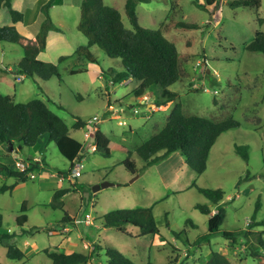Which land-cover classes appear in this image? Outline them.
<instances>
[{
    "label": "rangeland",
    "instance_id": "374dc122",
    "mask_svg": "<svg viewBox=\"0 0 264 264\" xmlns=\"http://www.w3.org/2000/svg\"><path fill=\"white\" fill-rule=\"evenodd\" d=\"M103 1L118 8L125 26L131 27L124 8L126 0ZM231 1L214 0L208 4L207 0H138L136 4L138 23L162 28L183 55L182 76L169 88L178 93L184 113L218 120L232 116L240 122L218 136L203 173L193 170L179 150L147 166L134 151L163 126L169 103L152 110L138 104L133 93L138 81L130 78L124 83H113L111 76L123 69L121 60L108 57L98 45L90 48L96 62L74 53L88 41L77 27L81 0H53L55 5L49 8L51 22L60 31L52 30L42 58L57 63L61 80L53 76L41 82L17 72V63L24 53L21 44L0 41V93L13 95L18 102L34 98L47 101L70 127L71 135L83 143L79 177L70 176L71 162L53 142L45 149L39 143L13 150L4 159L7 166L16 169L14 157L26 159L33 154L40 157L43 166L30 172L35 177L27 175L17 187L0 192V232L16 230L15 217L22 213L23 201L28 216L22 236L12 239L19 243L25 258H8V242L3 241L0 264H50L44 250L62 247L67 237L74 239L78 234L84 239L76 242L74 250L93 253L87 264H103L108 247L118 249L138 264H204L212 251L224 253L232 264H264V247L257 241V233L264 231V225H253L254 221L264 220V54L245 48L257 30L264 32V0L258 8L233 7ZM15 4L20 8L12 5L13 8L25 14V20L17 27L24 36L21 42L33 43L35 38L29 39L28 34L41 28V0H26L24 5L23 0H15ZM1 10L4 20L10 13L5 6ZM259 18L263 23H259ZM178 22L196 25L185 27ZM70 54L58 62L60 56ZM80 67L86 70L71 72ZM158 93L156 87L146 91L152 101ZM94 116L100 121L93 129L87 121ZM77 120L87 124L73 128ZM97 127L129 149L137 173L125 169V152L113 150L105 156L90 149V138ZM86 132H90L89 137ZM235 145L248 146V160L236 151ZM1 173L0 186L14 183L15 177ZM103 181L112 185L94 191L93 187ZM65 188L68 192L52 202L54 192ZM201 188L224 191L226 216L220 230H243L250 235L242 234L233 246L218 233L198 243L208 233L210 217L196 207L198 203L210 206ZM257 200L260 207L255 210ZM135 207L152 208L158 235H139V228L131 224L124 225L126 231L102 225L105 213ZM87 213L91 224L86 223ZM66 214L70 221L68 218L63 222ZM50 230L54 232L49 233ZM261 236L264 239V233ZM94 243L102 249L95 251ZM251 247L259 251L258 255L251 254Z\"/></svg>",
    "mask_w": 264,
    "mask_h": 264
},
{
    "label": "trees",
    "instance_id": "16d2710c",
    "mask_svg": "<svg viewBox=\"0 0 264 264\" xmlns=\"http://www.w3.org/2000/svg\"><path fill=\"white\" fill-rule=\"evenodd\" d=\"M52 1L48 0L41 6V28L35 35V42L33 43L23 44L21 42L24 36L15 24L0 23V41L20 43L23 48L24 53L17 63V72L41 82H45L53 76L61 80L57 63L46 61L41 56L47 48L48 33L52 30L60 31V28L51 22L49 16ZM137 1H125V12L131 24V27H127L118 8L105 4L103 0H81L80 18L77 27L86 35L88 41L87 44L78 46L74 53L90 62H96L90 48L93 45H98L108 57L121 60L123 69L111 76L113 83H120L124 79L132 77L138 81V85L133 89L135 95L140 96L152 87H159L160 93H158L154 103L157 106L171 103L169 114L166 116L163 126L157 128L134 149L144 161L145 166L159 161L173 151L179 150L186 163L193 170L197 173H203L207 167L210 150L218 136L224 131L239 126L240 122L232 116L218 120L207 115L184 113L178 93L169 88L182 76L183 55L177 49L176 44L164 35L162 28H147L138 23ZM207 1L208 4L214 2V0ZM261 3L262 0H233L230 2L233 7L254 8L260 7ZM4 6L8 8L14 23L23 21V13L13 8L12 0H0V8ZM259 23H263V19L259 18ZM178 24L185 27L196 25H185L181 22H178ZM245 48L248 51L264 54V32L257 30L254 39L245 45ZM71 56V54L60 56L58 62ZM84 70H86L84 67H80L73 69L71 72L76 73ZM87 123L77 120L72 127L79 128ZM97 123L90 125H93L94 129ZM93 131L90 143L95 144V151H99L105 156H110L113 150L125 152L126 157L123 159L125 169L133 174L138 172L136 162L131 158V152L126 146L111 139L98 127ZM50 142H53L58 151L71 162L69 173L78 164L79 160L83 159V143L71 135L70 127L62 117L50 108L47 101L34 98L27 102H18L15 101L13 95L0 93V144L7 151L10 148L19 151L24 147H35L39 143L45 149ZM235 149L243 159H249L247 145H235ZM33 156L32 154L26 159H18L29 161L25 171H19L17 168L12 169L0 162L1 171L15 177L14 183L0 186V192L13 189L19 182L26 180L28 173L40 169L39 161L35 160ZM68 172L66 175H68ZM68 190V188L56 190L52 202L59 199ZM200 192L210 201V206L198 203L196 207L202 213L209 214L210 217L208 219V233L200 237L198 243L202 239L209 240L212 235L218 233L229 239L231 246H233L242 234L245 237L250 235L248 231L243 230H220L226 216V210L223 206L224 191L221 188H201ZM259 207L260 202L257 200L255 210H258ZM214 208L216 212L211 214ZM20 212L22 213L15 217L16 230L10 233H8L9 231L0 232V243L3 241L8 242L6 244V256L14 260H22L26 256L18 243L12 241L14 237L22 236L24 223L28 219L26 201L21 204ZM68 218L70 221L69 215L66 214L62 221L64 222ZM101 223L105 227H116L121 231H126L124 225L131 224L139 228V235L153 236L159 234V226L151 207L114 209L103 215ZM254 224L264 225V220L254 221ZM2 225L3 214L0 210V228ZM262 233L264 231L257 233V241L264 247ZM67 238L64 246H54L44 250L50 264H87L92 260L93 253L68 250L69 238ZM93 247L95 251L102 249L101 245L97 243H94ZM258 253L259 251L256 248L251 247L252 255L256 256ZM105 256L106 260L103 264H138L114 247L106 248ZM178 262V264H185ZM142 264L156 263L147 261ZM204 264H232V262L225 254L212 251Z\"/></svg>",
    "mask_w": 264,
    "mask_h": 264
},
{
    "label": "crops",
    "instance_id": "0c3cea01",
    "mask_svg": "<svg viewBox=\"0 0 264 264\" xmlns=\"http://www.w3.org/2000/svg\"><path fill=\"white\" fill-rule=\"evenodd\" d=\"M47 0H41V4L39 5L40 6V11H41V6L43 5V3H45ZM26 3V0H23V4L22 5H24ZM12 5L14 6V7H16V8H20L19 6H18V4L16 5L15 4V0H12ZM55 5V2H53V4H52V6H54ZM3 10H1V8H0V23L1 24H15L16 25V27H18V25H19V22L20 23H22L24 20H25V14H24V12H22L23 13V21H18V22H13L12 21V19L6 14L5 15V17L3 18L4 20H1V12H2ZM40 11H39V15H40ZM41 16V15H40ZM51 32H53V31H50L49 33H48V36L50 35V33ZM36 33L37 32H34V31H32V32H30L28 35V37H30L29 39H34L35 38V35H36ZM47 36V39L48 38H50V37H48ZM48 44H49V39L47 40V44H46V47L48 46ZM66 46H68V45H66ZM47 49V48H46ZM76 50V49H75ZM73 54V53H72ZM46 55V53L44 52V53H42V55L41 56H45ZM207 71H208V69H206ZM23 75V74H22ZM130 78H132V77H130ZM130 78H127V79H124L123 81H121L120 83H124V82H126V81H130ZM135 80V79H134ZM136 84H138V82H136ZM136 87V86H135ZM134 87V88H135ZM133 88V89H134ZM156 88H158L159 89V93H160V88L159 87H156ZM148 93V92H147ZM135 95V94H134ZM146 95V96H145ZM135 97V99H136V101H137V103L138 104H141V105H145L146 106V109H155V108H157V105L154 103V101H152L151 99H149L150 97H149V94H146V92L143 94V95H140V96H137V95H135L134 96ZM143 102V103H142ZM171 103L169 102V104L168 105H166V109L169 107V105H170ZM162 107V106H161ZM147 117H149V115L147 116ZM13 151V149L12 148H10V150L9 151H7L6 149H5V147H3L1 144H0V162L1 163H4L5 165H6V163L4 162V159L5 158H7V157H9L11 154V152ZM33 158H36L37 159V161H39V166H40V168L43 166L42 164V161H41V159H40V157H38V156H33ZM16 160H18V158H16V157H14V163H15V161ZM0 169H2V167L0 168ZM3 173H1V171H0V175H2ZM4 176V175H3ZM5 177V176H4ZM15 187H17V186H15ZM73 223H75V220H73ZM69 239H70V241L68 240V250H70V251H72V250H74L75 248H73L75 245H76V242H78V241H82L84 238H83V235H77V236H75V238L73 239V238H71V237H69ZM86 243V242H85ZM18 245H19V243H18ZM78 251H80V250H78ZM81 252H83V251H81ZM224 254V253H223Z\"/></svg>",
    "mask_w": 264,
    "mask_h": 264
},
{
    "label": "built area",
    "instance_id": "2783aa9c",
    "mask_svg": "<svg viewBox=\"0 0 264 264\" xmlns=\"http://www.w3.org/2000/svg\"><path fill=\"white\" fill-rule=\"evenodd\" d=\"M215 70V69H214ZM214 72V71H213ZM215 73V72H214ZM100 121V118H98L97 116H94L92 117L91 119H89L87 122L88 124H95L97 122ZM120 123H123V122H120ZM92 135V134H91ZM86 136L89 137L90 136V132H86ZM90 149L94 150L95 149V144L94 143H90L89 145ZM35 160H37L36 158H34ZM29 165V161H24V160H16L15 161V166L16 168L19 170V171H25L27 169ZM83 166L82 162H78V164L75 165V167L71 170V172L69 173L71 177H79L81 176V172H80V168ZM29 177L33 178L35 177V174L33 173H28ZM69 176V175H67ZM216 210L214 209L212 213H215ZM85 218H86V223L87 224H91V216L90 214H86L85 215ZM54 232L53 230H50L49 233H52ZM89 263V262H88ZM81 264H84V263H81Z\"/></svg>",
    "mask_w": 264,
    "mask_h": 264
},
{
    "label": "water",
    "instance_id": "95a60500",
    "mask_svg": "<svg viewBox=\"0 0 264 264\" xmlns=\"http://www.w3.org/2000/svg\"><path fill=\"white\" fill-rule=\"evenodd\" d=\"M136 177H137V176H136ZM136 177H135V178H136ZM109 185H112V183L109 182V181H103L102 183L95 185V186L93 187V190L96 191V190L100 189L101 187H106V186H109Z\"/></svg>",
    "mask_w": 264,
    "mask_h": 264
},
{
    "label": "clouds",
    "instance_id": "9594fccd",
    "mask_svg": "<svg viewBox=\"0 0 264 264\" xmlns=\"http://www.w3.org/2000/svg\"><path fill=\"white\" fill-rule=\"evenodd\" d=\"M214 209H215V208H214ZM214 209H213V210H214ZM213 210H212V211H213ZM215 210H216V209H215ZM212 211H211V212H212ZM212 214H213V213H212Z\"/></svg>",
    "mask_w": 264,
    "mask_h": 264
}]
</instances>
